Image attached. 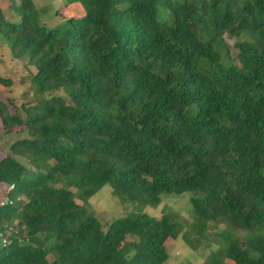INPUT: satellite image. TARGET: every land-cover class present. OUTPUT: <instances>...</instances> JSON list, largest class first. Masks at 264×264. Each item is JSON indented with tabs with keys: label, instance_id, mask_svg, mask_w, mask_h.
<instances>
[{
	"label": "trees",
	"instance_id": "1",
	"mask_svg": "<svg viewBox=\"0 0 264 264\" xmlns=\"http://www.w3.org/2000/svg\"><path fill=\"white\" fill-rule=\"evenodd\" d=\"M67 1L83 14L50 27L32 0L0 7L41 96L0 100L23 132L0 158V264H163L177 215L143 208L184 192L190 247L221 226L201 264H264V0ZM105 184L132 211L101 223L86 201Z\"/></svg>",
	"mask_w": 264,
	"mask_h": 264
},
{
	"label": "rangeland",
	"instance_id": "2",
	"mask_svg": "<svg viewBox=\"0 0 264 264\" xmlns=\"http://www.w3.org/2000/svg\"><path fill=\"white\" fill-rule=\"evenodd\" d=\"M19 0H0V7L5 18L13 20L9 7L11 3H18ZM40 21L50 27L61 20L69 17H79L83 14L82 8L77 3H69L67 0H32ZM223 40L229 48L231 57L234 55L233 39L226 36ZM234 58V56L232 57ZM35 71L34 67L28 65L24 58H13L6 42L0 39V76L11 80L10 86L0 85V100L7 104L9 111L15 112V108L20 109V104H35L40 99V94L37 93L32 84L31 76ZM11 100V103L8 101ZM22 115L21 112H19ZM20 126L15 125L9 132H4L3 125L0 122V158L8 152L9 144L16 138L23 135V132H18ZM20 161L26 165L24 158L19 157ZM29 169L30 166L26 165ZM4 199V188L0 186V201ZM76 203L81 201L74 197ZM86 207L93 215L101 222L109 221L118 216L125 215L132 211L131 204L123 203L111 194L108 184L103 185L96 193L89 197L86 201ZM190 205L188 204V193L184 192L179 195H167L161 198V201L156 206H145L143 211L153 216L157 220H161L165 212L177 215V223L165 240L163 247L168 252V257L163 264H201L209 255L210 248H213V243L216 240L214 234L221 226L208 222L204 231L205 239L193 240V235H190L191 243L189 246L182 237V231L185 226L183 223L190 219ZM8 230H13V225H5ZM23 228V227H22ZM239 231H234V235H238ZM128 240L131 237H127ZM208 242L209 246L205 243ZM51 259V256H47ZM224 264H235L229 259H224Z\"/></svg>",
	"mask_w": 264,
	"mask_h": 264
},
{
	"label": "built area",
	"instance_id": "3",
	"mask_svg": "<svg viewBox=\"0 0 264 264\" xmlns=\"http://www.w3.org/2000/svg\"><path fill=\"white\" fill-rule=\"evenodd\" d=\"M10 187H11V186H10ZM10 202H11V200H9L8 197L4 196V199H3L2 201H0V205L5 204V203H10ZM0 241H1L2 243L7 242L6 238H4V237L1 235V233H0Z\"/></svg>",
	"mask_w": 264,
	"mask_h": 264
}]
</instances>
